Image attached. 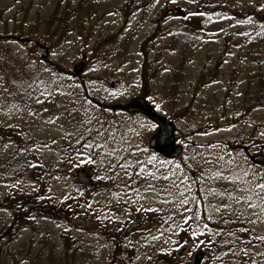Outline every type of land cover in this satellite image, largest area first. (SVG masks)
Listing matches in <instances>:
<instances>
[{"label": "rangeland", "instance_id": "1", "mask_svg": "<svg viewBox=\"0 0 264 264\" xmlns=\"http://www.w3.org/2000/svg\"><path fill=\"white\" fill-rule=\"evenodd\" d=\"M78 5L81 6L80 12L71 14L72 8L77 9ZM57 8L59 15L70 11V22L66 30L53 35L55 26L48 18ZM248 17L252 18L253 25L238 23ZM261 24H264V0H175V3L172 0H159V3L156 0H0V40L4 34L9 35V38L14 36L13 30L17 31V36L24 33L19 36L21 39L15 36L12 40L0 41V77H3L0 84L5 80V86L9 87L22 84L33 74L34 69L30 65L39 64L48 67L54 77L59 76L66 89L69 85L76 86L74 91L79 98L86 97L115 108L121 106L120 110L105 109L104 115L110 117L113 113L116 120L129 123L137 119L153 123L140 113L125 112L128 103L141 98L140 76L143 73L144 47L147 45L148 59L152 62L147 72L149 88L150 93L155 96L152 103L144 99L147 105L170 122L173 114L172 106L169 105L173 104V98L167 97L161 89L162 85L168 83L176 89L175 96L178 100L175 107L181 108L182 98L184 102H192L194 105L190 113L184 115L186 120L170 122L174 128V140L180 142L175 144L182 148V154L177 159L192 152L193 149L185 148V144H213L221 154L247 161L249 167L255 168L242 152L230 151L225 146H237L238 141L251 143L254 137L256 140L264 138L261 135L264 132V104L259 105L258 101V98L264 97V88L261 95L257 93L260 81L255 76L256 68L261 65L264 78V36H256ZM27 32L46 37L51 53L42 55L39 49L34 53V46L25 38ZM242 32L249 33L250 36L240 35ZM195 87L198 88L195 90ZM63 99L58 97L56 102L61 103ZM155 104H160L161 107L157 109ZM43 107H48L52 113L61 111L47 102ZM92 109L101 112L95 105H92ZM46 115L48 114L45 113ZM242 116L244 119L239 121ZM0 127L17 129L16 135L19 132L25 142L31 138L32 141L47 140L50 143L52 138L59 135L55 125L27 123L6 108L0 109ZM205 132L208 135H204ZM155 135L156 130L146 132L141 146L146 149ZM63 143L61 141L52 147L57 148ZM13 146L8 135H0L1 161L9 160ZM37 155L44 166L49 164V168L53 169L48 176L45 175L50 172L48 169L45 172L41 170L47 178L48 189L51 187L50 194H71L74 179L68 177L71 176L69 172L63 170L64 175L68 174L65 175L67 180L52 178L59 175L55 173V167L60 165L56 163L58 158L55 153L45 150ZM189 163L192 164L191 174L199 177L201 168L192 161ZM83 164L85 165L71 169L82 179L86 175L83 172L92 175L89 173L88 163ZM95 182L99 185L96 188L94 184L91 185L92 190L95 189L93 193H103L106 188L111 187L110 182ZM4 188L0 183V193L4 192ZM196 190V185H193L190 195L203 200L204 194H198ZM95 198L99 199L100 196ZM154 206L161 209L171 207ZM197 210L199 215L207 218V210L203 204ZM130 211L133 223L105 221L103 224L99 223L103 232H97L94 236H90L89 231L97 228L95 221H76L65 228L70 229L73 236L81 241L91 242L96 246L97 257L93 258L95 264H106V253L114 251L112 245L108 247L105 244L104 233L108 240L112 236L124 241L121 247V253H125L124 260H132L133 264H147L150 261L143 255L145 249L134 248L128 241H137L146 228L154 224L156 227L160 225L154 218L156 214L149 213L151 218L146 220L145 214L136 212L135 207ZM182 220L183 216L177 215L176 223L180 227L166 232L147 249L151 260L157 257L162 260V257L167 256L168 264H181L184 261L190 264L192 255L202 252V264H217L212 258L211 246L198 243L199 239L206 237L194 239L189 231V228L196 227L195 223L190 221L188 225H184ZM203 222L204 220L201 221ZM207 222L210 229L215 227L212 221ZM260 228L264 229V225ZM52 232H56V228H52ZM30 235L33 233L25 231L20 240ZM137 256L140 258L137 259Z\"/></svg>", "mask_w": 264, "mask_h": 264}, {"label": "snow or ice", "instance_id": "2", "mask_svg": "<svg viewBox=\"0 0 264 264\" xmlns=\"http://www.w3.org/2000/svg\"><path fill=\"white\" fill-rule=\"evenodd\" d=\"M172 2L175 3V0ZM238 23L253 25V20L248 17ZM240 35L250 36L246 32ZM256 36H264V24L259 25ZM30 68L34 69L33 74L22 84L9 87L5 86L6 80L0 84V109L16 113L27 123L55 125L59 135L50 143L47 140L34 141L32 146L17 147L14 158L47 150L55 153L57 164H68L70 167H79L80 163L96 165L102 174L96 175L95 179L110 182L111 187L103 193H92L93 199L85 200L81 207L101 224L105 221L133 223L134 220L130 219L132 207L136 212L144 213L146 220L151 218L149 213L156 214L154 218L159 227L154 224L141 233L139 240L128 241L134 248L145 249L143 255L148 261L152 257L147 249L166 232L180 227L176 223V216L180 215L183 216L182 224L195 223V228H189L194 239L206 237L199 239L198 243L211 246L212 258L217 264H264V229L260 228L264 225V172L249 167L247 161L221 154L213 144H185V148L193 150L178 161L160 159L155 154L149 156L147 149L141 146L144 134L156 130V137L170 147L174 138L166 128L142 119L129 123L109 118L103 112L92 109L91 101L86 97L79 98L74 91L76 86L69 85L66 89L61 78L54 77L48 67L34 63ZM58 97H63V102L57 103ZM148 99L151 102L152 98ZM46 102L61 111L52 113L48 107H43ZM155 107L159 109L161 106L155 104ZM45 113L48 115L45 116ZM261 135L264 136V132ZM61 141L64 142L62 145L52 147ZM189 161L201 168L199 177L191 174L192 164ZM23 166L44 168L43 163L27 159ZM55 171L59 172V169L55 168ZM45 175H51V172ZM52 178L68 179L60 175ZM19 183L17 180L16 184ZM193 185H196L198 194H204L203 200L190 195ZM32 187L36 191L35 185ZM74 191L75 196L64 195L61 202L76 200L86 194L82 187H75ZM97 195L99 199L95 198ZM47 198L52 199L51 196ZM201 204L207 210L206 219L198 214ZM154 205L171 207L161 209ZM189 205L197 207L189 208ZM207 221H212L215 227L210 229Z\"/></svg>", "mask_w": 264, "mask_h": 264}, {"label": "trees", "instance_id": "3", "mask_svg": "<svg viewBox=\"0 0 264 264\" xmlns=\"http://www.w3.org/2000/svg\"><path fill=\"white\" fill-rule=\"evenodd\" d=\"M80 7L81 6L78 5L77 9L76 7L72 8L73 12H71V14L80 12ZM69 15V10L66 11L64 15H59L57 8L54 14L48 18V21L55 26L53 35L68 28V23L70 22ZM15 31H12V35H14L12 37L16 36L17 39H21L19 36L24 35V33H20L17 36ZM27 33L28 34L25 33V38H28L29 42L34 46V50H32L34 53L37 52L38 49L42 52V55L51 53V46L48 45L46 37L42 38L36 34L30 32ZM12 37L9 38V35L4 34L0 41L6 39L12 40ZM146 46L144 47L143 52V73L140 76L142 83L140 96L143 99H148L149 97L153 99L154 95L150 93V79L147 73L152 62H149V52L147 51ZM30 56L32 57V52L30 53ZM41 60H43V56ZM261 68L262 66L259 65L255 70V76H258L260 81L257 92L260 95L264 88V78L262 77L263 71ZM152 75L154 76L155 72H153ZM197 88L198 87H195V90ZM161 89L167 97L169 96L173 98V100L170 99L173 104L169 105L172 106L171 112L173 115H170L171 117L169 121L176 123L181 120H186L184 115L190 113L193 109L194 105L192 102L186 103L182 98L181 108H179V106L175 107V105H177L176 101L178 100L175 96V87L168 83L162 85ZM84 94L89 98L85 90ZM87 100L91 101V105H95L96 109L103 113L105 109L112 111L115 109L117 110V108L120 110L121 108V106L117 108L109 105L106 106L100 102H95L93 99ZM262 100H264L263 96L258 98L259 105L264 104V101ZM109 118L116 120L113 113ZM243 119L244 116L240 117L239 121H242ZM208 127H210V124H208ZM16 130L17 129L15 128L4 129L0 127V135H8L9 139L14 144L9 160H0V183L4 186L8 185V187L4 188V192L0 193V264H95L93 258L96 259L97 257L96 246L91 242L81 241L80 238L73 236L70 229L65 231V227L76 221L91 220V222L95 221L97 223L96 229L98 230L93 229V231H89V235L94 236L97 232H103L101 227H99L100 221H98L94 215L85 213L81 207L85 200H91L92 198V193L95 189L92 190L91 185L94 184V188L99 185L95 182L97 181L95 179L96 175L100 174V172L98 173L97 166L88 164L89 173H92V175L88 174V172H83V174L86 173L83 179L79 178L77 173H73L71 170L72 167L68 164H60L55 167L62 169L59 172L55 171V173L60 176H68V174H63V170H66V172L71 174V176L68 177L74 179V188L82 187L86 190L84 197H79L76 200H63V202H61L64 195L50 194L47 178L44 177V174L41 171L43 170L45 172L48 169L52 173L53 169L51 170V168H49V164L48 166H44V168L24 167L23 165L26 159L31 160L33 163H42L40 156H38L37 153L28 155L27 157L23 155L16 156L15 158L13 157L17 147L23 145L30 146V143H34L31 138L25 142L19 132L17 133L19 136L16 135ZM251 140V143L248 141H238L237 146H230V144H228L225 148H228L230 151L237 150L242 152L244 157L251 162L255 168L257 167L256 169L260 172H264V138L256 140L254 137V140ZM146 149L147 155L150 156L155 154L160 159H165L156 154L148 146ZM180 159L181 158L177 159V161ZM80 165L85 164L80 163ZM49 178L50 177H48V179ZM17 180L20 181L19 184H16ZM13 184H16V186L12 187ZM33 185H35L36 191H33ZM71 195L75 196L76 192L73 190ZM49 196H51L52 199H48L47 197ZM52 228H56V232H52ZM25 231H30L33 235L20 240ZM104 235L106 236L103 238L105 244H107L108 247L111 245L114 247V251L111 252V254L106 253V264H133L132 260H124L126 259L125 253H121V247L124 244V241L112 236L108 240L107 234L104 233ZM55 239L57 240V243H55ZM161 259L162 260H159L157 257L147 264H168L166 263L167 256H164ZM181 264H186V262H181Z\"/></svg>", "mask_w": 264, "mask_h": 264}, {"label": "water", "instance_id": "4", "mask_svg": "<svg viewBox=\"0 0 264 264\" xmlns=\"http://www.w3.org/2000/svg\"><path fill=\"white\" fill-rule=\"evenodd\" d=\"M125 111L128 114L131 113H140L145 118L150 120L153 123H157L158 127L163 126L171 134V137L174 138V128L173 125L168 122L165 118L160 117L155 113V111L150 108L146 101L142 98H137L132 100L125 107ZM170 147L164 143L163 140L158 139L156 135L150 140L148 146L158 155L167 159H177L182 154V148L177 146L174 141H170ZM171 155H168V153ZM204 260V254L202 252H195L190 260V264H202Z\"/></svg>", "mask_w": 264, "mask_h": 264}]
</instances>
